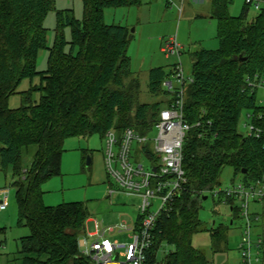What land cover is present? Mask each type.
Masks as SVG:
<instances>
[{
  "label": "trees",
  "instance_id": "obj_1",
  "mask_svg": "<svg viewBox=\"0 0 264 264\" xmlns=\"http://www.w3.org/2000/svg\"><path fill=\"white\" fill-rule=\"evenodd\" d=\"M82 1V20L70 10L57 11L59 30L47 47L43 18L54 0H0V170L11 169L17 224L29 228L13 259L18 264H90L78 245L89 216L86 203L46 205L42 200L41 184L61 175L63 140L94 133L104 137L110 129L120 135L127 127L148 135L160 109L174 99L172 93L164 106L135 104L138 80L124 83L123 78L131 74L126 55L130 31L126 25L105 23L103 9L139 5L141 0ZM231 2L211 0L218 48L192 53V81L185 86L183 106V118L190 125L183 142L187 180L171 210L157 218L148 264L156 263L162 243L174 246L163 264H209L190 243L191 234L202 230L198 209L203 197L220 184L225 165L245 183L264 173V131L256 137L237 128L242 109L250 111L245 123L264 125V104L256 102V88L264 73V4L248 21L249 4L244 2L233 16L228 13ZM65 25L71 32L68 42L60 31ZM44 47L48 67L37 71L36 55ZM172 65L168 70L163 66L149 69V92L157 94L165 81H171ZM36 73L39 86L21 91V104L10 108L7 100L20 81ZM124 88L132 90L129 96ZM34 90L40 92L38 101L32 98ZM146 149L148 155L149 145ZM225 204L232 211L239 210L234 199ZM226 240L223 229L211 228L212 249H222Z\"/></svg>",
  "mask_w": 264,
  "mask_h": 264
},
{
  "label": "rangeland",
  "instance_id": "obj_2",
  "mask_svg": "<svg viewBox=\"0 0 264 264\" xmlns=\"http://www.w3.org/2000/svg\"><path fill=\"white\" fill-rule=\"evenodd\" d=\"M245 0H232L228 4V13L237 16ZM182 6L180 13L177 6ZM70 10L74 17L82 20L84 18V5L82 0H54L53 8L47 11L43 18V26L46 28V46H51L59 28L57 11ZM210 0H141L139 5L130 6H110L103 9L104 22L107 24L126 25L130 31V38L126 47V55L129 57L130 75L123 78L125 85L135 78L139 82V90L135 95L134 103L159 102L160 106L165 105V101L172 96L174 86L169 88L163 84L162 91L151 93L148 90V71L152 67L163 66L169 69L170 65L180 61L183 67V74L186 82L191 76L192 53L198 49L218 48L217 22L210 14ZM258 10L249 5L247 10V20H251ZM65 40L71 39L70 27L65 25L60 28ZM175 36L181 45L179 60L175 56H165L160 47L162 40ZM69 44L66 43L65 50L68 51ZM48 67V49L46 47L38 50L36 55L35 68L37 71L45 70ZM172 67V66H171ZM133 79L131 82H133ZM172 84L177 83L171 77ZM40 75L38 73L31 77L23 78L17 86L15 93L9 96L7 103L10 108H16L21 104V91L39 86ZM126 88H124L125 91ZM132 90H126L129 96ZM32 98L36 101L40 99L38 90L32 91ZM256 102L264 104V73L256 88ZM135 106V105H134ZM134 109L132 110V112ZM250 111L242 109L239 115L237 128L240 132L246 133L248 130L245 122ZM147 128L146 125L141 127ZM156 129L148 133V137H153ZM104 147V137L99 133L91 136H68L63 140L61 156V175L53 176L41 184L43 191L42 200L46 205H56L62 202L80 201L86 203L90 212V219L84 223L86 234L95 229L94 220L101 227L116 225L122 221L134 223L139 212L137 205L139 198L128 196L116 190L117 196L108 195L109 184L112 188L115 183L108 179L105 165L101 158ZM134 147L132 150V160L139 159L146 167H150L151 159L141 157L140 152ZM87 158L89 163H87ZM12 171L0 170V188L7 187L8 206L0 211V228L4 231L0 233V263L18 264V260H13L17 256L20 248V239L29 233L26 225H18V203L15 197V189L12 186ZM233 169L225 165L219 176V185L213 189L218 191L235 183ZM114 192V193H115ZM108 195V197H107ZM104 197L108 201L107 207H102ZM239 207V203L235 202ZM156 209V208H154ZM153 209V210H154ZM250 211H256L258 220L252 221V236L255 234L264 235V201L260 203H250ZM198 218L201 222L202 230L195 231L190 236V243L199 249L207 259L209 264H243L238 251V244L241 239V231L244 227V219L240 211H232L228 205L220 202L218 197H213L207 193V198L203 199L198 209ZM220 227L226 233L227 240L222 249L215 251L211 244V228ZM114 237L119 242L128 241L127 232L114 231ZM111 234L108 233L107 236ZM256 236V235H255ZM174 250L171 244L162 243L156 254V263L163 264L166 254ZM253 264H264V245L261 249L259 260L255 261L253 253Z\"/></svg>",
  "mask_w": 264,
  "mask_h": 264
},
{
  "label": "built area",
  "instance_id": "obj_3",
  "mask_svg": "<svg viewBox=\"0 0 264 264\" xmlns=\"http://www.w3.org/2000/svg\"><path fill=\"white\" fill-rule=\"evenodd\" d=\"M245 2L255 9L264 4V0ZM177 8L179 11L182 10L181 5ZM160 49L165 56H175L179 60L181 45L175 36L163 39ZM172 69L171 76L178 83V87H174V99L171 103L160 109L153 126L156 129L153 137L142 135L129 127L120 135L113 129L107 130L104 134L106 172L117 184L118 191L139 198L140 202L137 205L139 220L136 223L122 221L106 227H101L96 222L94 231L84 233L78 241L80 252L90 264H148V250L152 244L157 218L161 213L171 210L175 197L181 193L187 180L183 168V142L190 125L183 118V106L185 86L192 78H187L186 82L180 61L175 62ZM163 84L169 88L173 87L172 81H165ZM245 125L248 127L246 132L248 135L258 137L264 131V125H256L252 121ZM134 147L140 152V159L142 157L151 159L150 167H146L139 159L132 160ZM116 190L109 189L108 195ZM8 194L7 187L0 188V211L9 204ZM211 195L221 196L223 203L229 199L239 203L240 215L244 219L238 244L240 258L243 264H253L254 253V260L258 261L264 245V235L257 234L253 238L252 221L258 219L259 215L250 211L249 205L264 201V173L249 183L237 180L224 189L218 191L213 189ZM114 231L127 232L128 241L110 239L107 234Z\"/></svg>",
  "mask_w": 264,
  "mask_h": 264
},
{
  "label": "crops",
  "instance_id": "obj_4",
  "mask_svg": "<svg viewBox=\"0 0 264 264\" xmlns=\"http://www.w3.org/2000/svg\"><path fill=\"white\" fill-rule=\"evenodd\" d=\"M210 3H211V0H210ZM182 12V10L180 11V13ZM210 14H211V10H210ZM172 77V76H171ZM174 81H176L174 78H172ZM172 86H174V87H178V83H174V84H172ZM173 87V88H174ZM102 154H101V158H102V160H103V162H104V147H103V149H102V152H101ZM105 171H106V169H105ZM106 174H107V172H106ZM107 177H108V179L110 178L109 176H108V174H107ZM111 179V178H110ZM113 180V179H112ZM114 181V180H113ZM115 183V182H114ZM109 189H117L118 190V186H117V184L115 183V187L114 188H112V185L111 184H109V187H108V191H109ZM114 195H116L117 196V192H115V193H113ZM129 196V195H128ZM107 197H108V195H107ZM137 198V197H136ZM108 203V201L106 200V197H104V199H103V202H101L100 203V210H102V208H101V206L102 207H104L105 206V203ZM107 203H106V205H107ZM109 205H107V207H108ZM88 208V207H87ZM253 212H255L256 213V211H253ZM89 214H90V212H89ZM88 219H90V217L88 216V218L86 219V220H88ZM139 220V215H138V218L136 219V221L134 222V223H136L137 221ZM255 220V219H254ZM253 220V221H254ZM256 220H258V219H256ZM125 221V220H124ZM97 221L96 220H94V223H96ZM125 222H127V221H125ZM127 223H129V222H127ZM94 231V230H93ZM92 231V232H93ZM84 233H86L85 232V227H84ZM91 233V232H90ZM113 233V232H112ZM112 233H110L111 235L110 236H108L110 239H112V240H117L115 237H114V234H112ZM255 235H257V234H255ZM255 235L253 236V238L255 237ZM118 241V240H117Z\"/></svg>",
  "mask_w": 264,
  "mask_h": 264
},
{
  "label": "water",
  "instance_id": "obj_5",
  "mask_svg": "<svg viewBox=\"0 0 264 264\" xmlns=\"http://www.w3.org/2000/svg\"><path fill=\"white\" fill-rule=\"evenodd\" d=\"M87 163H89V159L87 158ZM207 198V196H204L203 197V199H206Z\"/></svg>",
  "mask_w": 264,
  "mask_h": 264
}]
</instances>
